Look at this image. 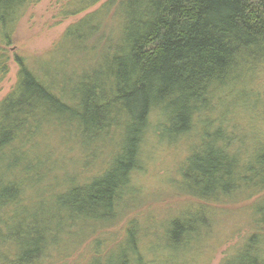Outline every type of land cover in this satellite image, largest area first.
Instances as JSON below:
<instances>
[{
    "label": "trees",
    "instance_id": "obj_1",
    "mask_svg": "<svg viewBox=\"0 0 264 264\" xmlns=\"http://www.w3.org/2000/svg\"><path fill=\"white\" fill-rule=\"evenodd\" d=\"M39 1L0 0V82L10 70L17 23ZM100 1L69 0L66 8L76 14ZM65 37L69 50H78V68L60 77L61 60L32 66L16 55L17 82L0 101V245L15 243L1 232L15 226L6 222L10 215L27 209L31 184L58 180L63 168L57 160L46 166L52 158L39 139L49 127L76 147L78 132L85 157H101L97 172L82 173V183L77 171L69 173L61 187L70 210L94 214L92 222L78 217L81 229L105 228L122 213L151 135L173 144L195 133L199 141L190 144L195 152L184 162L191 165L186 175L208 193V203L257 197L248 236L223 264H264V132L258 125L264 116V0H106ZM252 121L256 133L249 135ZM248 141L251 156L243 152ZM103 149L110 150L107 157ZM176 225L175 237L189 232L178 219ZM132 226L127 241L93 264L148 263ZM48 247L27 239L8 264L40 262Z\"/></svg>",
    "mask_w": 264,
    "mask_h": 264
},
{
    "label": "rangeland",
    "instance_id": "obj_2",
    "mask_svg": "<svg viewBox=\"0 0 264 264\" xmlns=\"http://www.w3.org/2000/svg\"><path fill=\"white\" fill-rule=\"evenodd\" d=\"M105 1L101 0L76 14H73L74 7L66 8L69 0H40L32 4L19 19L14 32V42L10 45V70L0 82V101L17 82L19 68L14 59L16 55H22L32 66L44 60L51 67L55 66L54 61L61 60L59 63H64L59 66L62 70L56 71L60 77L65 71L78 68V50H69L71 44L65 37L66 32ZM71 55L72 59L66 60L65 57L68 59ZM260 87L263 88L262 84ZM226 101L220 105L221 110L229 104V99ZM240 113L243 114L242 111ZM54 119L56 121L57 117ZM254 121L250 123L251 127L249 125V135L256 133ZM240 122L248 126L242 117ZM259 124L262 126L260 131L264 132L262 115ZM76 134L77 147L63 133L51 127L39 139V145L48 149L52 158L46 163L48 169L53 167L54 160L59 162L60 169L63 168L57 175L58 180L49 177L37 184L30 183L36 187L33 189L34 195L23 204L24 209H27H18L10 215L6 222L15 220V226L2 229L1 233L15 238V243L11 241L0 245V264H8L27 239H40L43 244L49 245L43 259L32 264H87L90 261L93 264L94 257L115 249L126 238L132 222V227L137 229L135 240L140 249L138 252L149 261L146 263L143 260V264H163V260H166L165 264H223L248 236L252 225L250 217L257 197L208 203V193L201 191L194 179L186 175L191 165H185L184 162L187 156L195 152L194 145L190 144L199 141V137L195 139V133L173 144L158 142L151 135L144 147L141 168L134 172L133 191L127 192L125 196L122 213L105 228L81 229L78 217L91 219L92 222L94 214L70 210L61 187L69 183V173L77 171L78 183H82V173L89 176L97 172L102 164L100 156L97 160L92 159V156L85 157L80 146L85 140L79 138L78 132ZM249 142L246 150L243 149L246 156H251L254 150V145ZM200 149H203L202 144L197 147V150ZM108 150L103 149L106 157L110 154ZM84 158L89 162L87 166L83 165ZM55 169L59 170L57 167ZM41 170L44 172L43 167ZM210 209L213 210L211 216ZM22 215L23 220L20 219ZM176 219L181 225L184 224L188 233L174 236L172 232L177 227ZM108 256H112V253Z\"/></svg>",
    "mask_w": 264,
    "mask_h": 264
}]
</instances>
